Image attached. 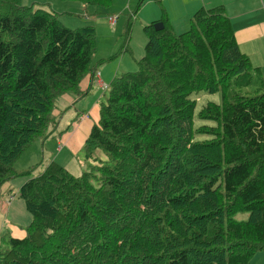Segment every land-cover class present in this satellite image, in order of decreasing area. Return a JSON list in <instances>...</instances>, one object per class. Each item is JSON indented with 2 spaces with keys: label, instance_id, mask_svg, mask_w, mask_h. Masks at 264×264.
<instances>
[{
  "label": "trees",
  "instance_id": "16d2710c",
  "mask_svg": "<svg viewBox=\"0 0 264 264\" xmlns=\"http://www.w3.org/2000/svg\"><path fill=\"white\" fill-rule=\"evenodd\" d=\"M58 16L25 5L0 16V188L30 171L16 162L56 131L58 100L96 66L93 26ZM158 21L99 105L82 146L89 170L50 161L18 189L32 219L23 238L1 237L0 264H250L264 251V77L222 8L198 9L181 32ZM202 91L220 94L197 112L215 125L194 127Z\"/></svg>",
  "mask_w": 264,
  "mask_h": 264
},
{
  "label": "crops",
  "instance_id": "0c3cea01",
  "mask_svg": "<svg viewBox=\"0 0 264 264\" xmlns=\"http://www.w3.org/2000/svg\"><path fill=\"white\" fill-rule=\"evenodd\" d=\"M134 1H137V6L138 2L141 0H127L123 5H121L122 2L120 3L118 1V4L121 5V8L117 10L127 12V9H130L132 11L130 6H133L134 11L137 10L138 13L139 8L136 9V6L133 5ZM158 1H161V4L157 3L155 0H145L144 4L148 2L149 3L143 7V13H141L143 15L144 22L148 24L150 22L158 21L161 16L166 14L167 11L170 23L175 30L176 26H183L188 23L190 17L200 8H222L224 15L230 19V23L234 32V38L240 51L250 59V62L253 66L259 68L261 75L264 77V0ZM148 12H150L149 17L146 16V13ZM124 22L125 17H123L121 22L122 29ZM129 50L130 52H124V54L120 57V60L113 59L104 65L102 63V65L97 63L92 71L87 73L80 81L79 87L81 93L86 94L93 86L101 88L99 85L102 83L109 85L111 79H113V77L117 74V68H122V70L125 71H129V68H133V63L136 61L134 55L130 60L127 58V53H132V49L130 47ZM104 59L106 58L102 57V60ZM95 70L100 72L98 78L93 74ZM106 92L107 91L105 90V92L100 97L91 96L90 100H81L79 105L77 103V106H82V109L84 110L80 118V110L77 109L78 107L74 106L73 104L75 100H80L79 97L76 99H70L69 94L62 96L60 100L61 102H66L64 98L68 97V102L66 103L67 110L61 115V118L57 123L56 131H54L51 135V140L54 139L52 140L54 143L52 145L54 156L50 161H56L66 169L68 167L73 168L75 166V163L72 161L75 159V154L82 150L83 143L87 138L93 123L98 121L99 103L101 99H103L102 96ZM56 113H58L57 110L55 114ZM70 119H74V125H72V123H68ZM63 122L66 124L65 128L69 126V129L63 134H59L58 132L63 130L61 129V124ZM70 129L71 131H69ZM24 181H26V179L17 178L4 183L0 188V234L4 233L5 231H9L11 235H14L15 231L13 229H18L20 233H23V236H25L24 228L29 224V219H26L25 221L26 214L24 211H26V209L24 207V203L22 205V203L18 202V189ZM10 197L13 198L8 202ZM16 214L24 215V223H20L12 218V216H15ZM255 264H264V259H260Z\"/></svg>",
  "mask_w": 264,
  "mask_h": 264
},
{
  "label": "rangeland",
  "instance_id": "374dc122",
  "mask_svg": "<svg viewBox=\"0 0 264 264\" xmlns=\"http://www.w3.org/2000/svg\"><path fill=\"white\" fill-rule=\"evenodd\" d=\"M121 5L125 3L127 0H113V3L111 7H109L106 10H100L99 8H94L91 6H84L80 2L76 0H10V1H2L0 3V16H3L10 12V10L14 9L16 5H25V6H31L32 10L35 9H44L47 11H55L59 14L58 19L61 22L62 25L69 27V28H77L82 27L85 25H92L95 30V45H96V51L94 55L93 61L97 63L98 60H101L102 57L106 58V60L102 63L103 65L108 63L110 60L118 59L120 60V57L124 54V50L130 46L132 49V53H127V58L132 59V56L134 55L135 61L142 57L144 53V46L146 43V35L143 31V26L146 25L144 22L143 15V7L146 6L148 3H145V0L140 2L138 5L140 6L138 13L136 12L135 19H129L130 20V26L132 25L133 28L131 30V41H130V33L128 32V28L126 27V24L124 25V28L122 29V20L123 17H125L128 14L127 12H124L122 10L114 11L121 8V5H119V2ZM137 1L133 2V5L136 6ZM132 11L134 9L133 6H130ZM164 7V5H163ZM165 8V7H164ZM109 13H116L119 15L118 23L115 26L110 25L107 21V14ZM122 15V16H121ZM124 15V16H123ZM142 15V16H141ZM121 16V17H120ZM146 16H150V12L146 13ZM146 17V18H147ZM165 17L169 19V16L165 14ZM145 18V19H146ZM170 20V19H169ZM189 23H186L183 26H176V31L181 32L184 29L188 27ZM135 30V31H134ZM129 36V38H128ZM112 55V56H111ZM110 56V57H109ZM108 57V58H107ZM100 64V65H102ZM133 68H129V71H134L137 69L136 62L133 63ZM122 72H125V70H122V68H117L116 73L121 74ZM114 78V77H113ZM112 81V79H111ZM110 81V82H111ZM105 91L102 88H98L97 86H93L89 89V91L86 94H82L81 92L79 95H75L70 93L69 98L76 99L79 97L80 100H75L73 102L74 106L78 107L77 109L80 110L79 118L81 117L84 110L82 109V106H77V103L79 105L81 100L87 99L90 100L91 96H97L100 97ZM106 93L102 96L104 99L106 97ZM193 97L196 98V108H195V117H194V127L200 126V125H207V126H213L215 125V122L212 120H199L197 117V112L201 109L203 105H205L208 101H214L219 102L220 101V94L214 93V94H208L204 91L199 92L198 94H194ZM66 102H61L58 100L56 110L59 114H55L53 112V115L55 116L56 120H59L61 118V115L66 111L67 107V100L68 97L64 98ZM78 118V119H79ZM75 119V118H74ZM74 119L69 120L68 123H72L74 125ZM65 122L61 124V129H65ZM72 127V126H71ZM50 130L51 127H49L48 130V136L46 138H37L34 143L31 145V147L22 154L20 159L16 162V169L18 171H24L27 170L30 166L32 168L30 171L20 174L16 176L15 178H12L10 181L17 179V178H23V179H29L31 177H34L41 173L46 166L47 162L50 161L54 156V150H52V145L54 144L51 140L50 136ZM71 131V129L69 130ZM209 136L206 134H198L196 136V140H203L208 139ZM42 141H46V143H41ZM51 141V142H50ZM97 155L100 157L101 160H107L106 156L101 152L97 151ZM75 163V166L73 168L68 167L67 170L74 174V175H80L84 171H88L89 168L87 166V162H84V153L83 150L79 151L75 154V159L72 161ZM18 202L22 203L23 200L18 199ZM25 212V221L26 219L30 220L32 219L31 214L28 211ZM247 213H238L237 218L245 219L247 217ZM24 215L22 214H16L15 216H12V218L20 223H24ZM15 231L14 235H11L9 231H5L4 233L0 234V243H1V237L3 236L4 239H9L10 237H16L21 238L23 236V233H20L18 229H13ZM260 259H264V252H256V254L252 255L250 258V264H255Z\"/></svg>",
  "mask_w": 264,
  "mask_h": 264
},
{
  "label": "water",
  "instance_id": "95a60500",
  "mask_svg": "<svg viewBox=\"0 0 264 264\" xmlns=\"http://www.w3.org/2000/svg\"><path fill=\"white\" fill-rule=\"evenodd\" d=\"M153 27L155 30H161L163 28V25L161 22H156L154 23Z\"/></svg>",
  "mask_w": 264,
  "mask_h": 264
}]
</instances>
